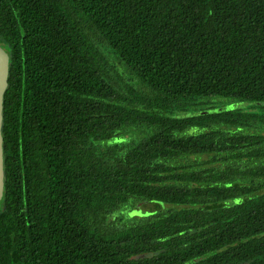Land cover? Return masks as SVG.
<instances>
[{
  "label": "trees",
  "instance_id": "16d2710c",
  "mask_svg": "<svg viewBox=\"0 0 264 264\" xmlns=\"http://www.w3.org/2000/svg\"><path fill=\"white\" fill-rule=\"evenodd\" d=\"M0 43V264H264V113L197 110L264 103V0H0Z\"/></svg>",
  "mask_w": 264,
  "mask_h": 264
},
{
  "label": "water",
  "instance_id": "95a60500",
  "mask_svg": "<svg viewBox=\"0 0 264 264\" xmlns=\"http://www.w3.org/2000/svg\"><path fill=\"white\" fill-rule=\"evenodd\" d=\"M10 64V50L9 48L0 43V203L3 197L4 189V167H3V136H2V119H3V104H4V93L8 87V73ZM133 212L137 213V209L130 211L128 214L131 215ZM161 250L155 251H144L139 252L131 256L134 259H143L152 257L158 254Z\"/></svg>",
  "mask_w": 264,
  "mask_h": 264
},
{
  "label": "rangeland",
  "instance_id": "374dc122",
  "mask_svg": "<svg viewBox=\"0 0 264 264\" xmlns=\"http://www.w3.org/2000/svg\"><path fill=\"white\" fill-rule=\"evenodd\" d=\"M208 102H214V103H209L207 104L205 107L203 108V106H200L197 108L201 109L198 112L199 113H205V112H216V111H223V110H228V109H252L256 112L259 113H264V103H260V102H249L246 101L244 99H240V98H220V99H210V100H206ZM217 103V104H216ZM261 107V108H260ZM190 109H194V107L189 106V108L187 109V112L189 113ZM140 133L135 132L134 129L132 128H127L126 130H121L117 133V135L115 136L114 140H116L118 143H120L121 141L124 140H131V139H136V137H138ZM133 205L130 206L128 208L129 211L126 210V212H130V209H132ZM147 208H144V211ZM137 211H139L137 209ZM136 213V212H135Z\"/></svg>",
  "mask_w": 264,
  "mask_h": 264
}]
</instances>
